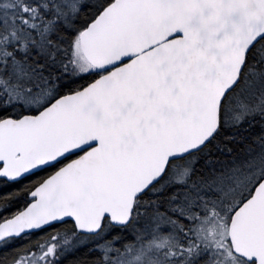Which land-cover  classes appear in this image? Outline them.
Masks as SVG:
<instances>
[{"label":"snow or ice","instance_id":"1","mask_svg":"<svg viewBox=\"0 0 264 264\" xmlns=\"http://www.w3.org/2000/svg\"><path fill=\"white\" fill-rule=\"evenodd\" d=\"M0 264H264V0H0Z\"/></svg>","mask_w":264,"mask_h":264}]
</instances>
